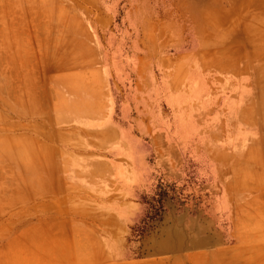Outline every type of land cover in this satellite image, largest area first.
<instances>
[{"label":"rangeland","instance_id":"rangeland-1","mask_svg":"<svg viewBox=\"0 0 264 264\" xmlns=\"http://www.w3.org/2000/svg\"><path fill=\"white\" fill-rule=\"evenodd\" d=\"M80 26L99 47L107 139L54 119L74 94L60 78L94 60L66 44ZM82 155L95 179L66 162ZM103 159L141 173L130 257L178 217L219 232L224 264H264V0H0V264L90 263L73 227L102 219L80 207L105 187Z\"/></svg>","mask_w":264,"mask_h":264},{"label":"crops","instance_id":"crops-1","mask_svg":"<svg viewBox=\"0 0 264 264\" xmlns=\"http://www.w3.org/2000/svg\"><path fill=\"white\" fill-rule=\"evenodd\" d=\"M103 14L108 17L106 13ZM65 30V34L70 36L66 44L71 51L80 52V55L86 52L89 57L95 55L93 62L83 67L92 68L95 73L85 76L83 69L70 70L65 77L60 78L64 81L65 90H71L74 94L70 95L69 104L55 113L57 118L55 116L54 119L62 122L64 119L67 129L83 131L87 136L100 135L107 139L106 135L110 133L111 127L107 117L105 122L102 119L107 116L111 107L102 75L98 81V74L102 72L97 60L98 44L91 42L90 36L93 32L89 27H71ZM78 65L81 64L75 63L74 67ZM138 73L140 84V70ZM140 91L138 90V94ZM122 161L114 160V164L104 159L98 161L102 167L108 168L101 172L105 173L102 177L105 179V187L97 186L96 182L85 187L87 193L84 194L90 196L94 202L81 204L80 209L96 210L102 216L96 222L88 219L76 220L73 227V235H78L83 244H90L89 250H83V257L90 260L89 264H224L226 255L222 250L224 245L219 232L208 226L203 230L198 225L193 226L188 220L183 223L178 217L171 223L164 222L159 231L146 237L145 255L130 257V250L125 244L126 228L131 220L129 215L136 214L140 209L139 202L134 199V191L140 189L141 173L131 166L130 160ZM66 162L71 164L70 168L76 175L95 179L97 170L93 163L97 160L94 157L74 156ZM120 168L135 173L137 179L124 181L117 175ZM114 217L116 224H113ZM210 226L214 227V224Z\"/></svg>","mask_w":264,"mask_h":264}]
</instances>
